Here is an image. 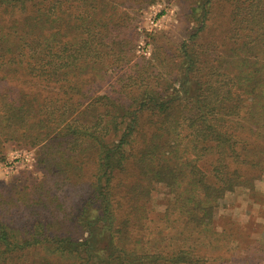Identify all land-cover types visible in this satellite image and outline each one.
I'll return each instance as SVG.
<instances>
[{
  "label": "trees",
  "instance_id": "trees-1",
  "mask_svg": "<svg viewBox=\"0 0 264 264\" xmlns=\"http://www.w3.org/2000/svg\"><path fill=\"white\" fill-rule=\"evenodd\" d=\"M214 1L204 0L195 8L201 9V16H210ZM227 1L231 23L240 30L235 32L237 39H228L224 45L223 57L232 60H217L218 65L195 83L185 73L183 83L170 98L167 89L159 93L149 83L143 90L137 83L134 89L127 86L134 94L132 114H128V123L123 122L120 139L114 144L103 141L98 132L102 124L99 129L105 136L115 133L111 121L118 105L114 101L94 102L105 106L94 122H89L86 114L61 120L68 113L63 103L56 124L50 127L30 102L16 96L11 99L0 90V146L9 140L39 145L36 155L44 176L68 181L84 176V160L77 156L85 157L90 151L94 154L87 157L93 173L86 172L88 188L78 210L74 208L68 217L69 230L38 225L25 236L30 238L28 242L23 241L24 235L0 223V264L7 259L9 264H199L202 259L197 249L200 244H210L217 234L216 210L225 191L249 181L245 175H237L238 168L255 170L251 180L264 176V155L247 158L261 151L252 143L264 140V0ZM61 4L62 0H0V7L6 10L17 5L31 8L30 18L21 25L14 19L15 24L9 26L19 24L23 36L21 33L13 40L9 31L0 36V66L22 65L45 82L50 81L53 70L68 69L88 39L80 45L64 41L55 47L59 41L56 33H36L37 25H50V14ZM224 63L239 72L228 73ZM244 101L248 102L243 108ZM191 103L198 109L193 115L172 114ZM106 114L111 115L109 120H105ZM245 124L254 127L251 134ZM35 125L57 133L19 132V128ZM252 147L255 150L251 151ZM189 150L195 157H184ZM207 153L214 156L212 177L196 166ZM116 171L123 174L121 181L114 178ZM155 184H163L169 198L166 195L165 209L156 214L163 226L155 227V235L147 239L152 235L150 203ZM37 201L45 204L40 194L31 200L34 204ZM3 202L0 200L2 209ZM39 241L48 246H34ZM34 253L39 261H31Z\"/></svg>",
  "mask_w": 264,
  "mask_h": 264
},
{
  "label": "rangeland",
  "instance_id": "rangeland-1",
  "mask_svg": "<svg viewBox=\"0 0 264 264\" xmlns=\"http://www.w3.org/2000/svg\"><path fill=\"white\" fill-rule=\"evenodd\" d=\"M203 2L204 0H62L57 8L58 14L56 15L57 10L53 14L55 9L50 14V25H37L36 33L47 36L56 33L59 41L55 47H60L64 41L80 45L84 39H88V44L81 45V54L67 66V70H53L48 82L42 81L37 73L27 71L22 65H1L0 90L9 93L11 99L16 96L30 102L31 107L38 111V115L50 127L56 124L55 118L58 114L60 116L59 110L63 103H66L68 113L61 120L86 114L88 121L94 122L99 113L105 112L104 104L101 107L99 104L114 101L118 105V109H112L111 122L116 126L115 133L110 134L111 137L105 136V131L99 129L102 124L99 125L98 132L103 141L108 144L116 143L120 139L123 122L128 123V114H132L130 103L133 105L131 97L134 94L127 86L134 89L133 85L137 83L142 85L143 90L149 83L156 92L164 93L167 89L166 95L170 98V93L183 83L185 73L187 77L190 75L191 83H195L197 78L218 65L217 60H232L231 57H223L226 54L224 45L228 39H237L238 34L235 32L240 30L236 24L231 23L228 1L215 0L210 16H201V9L195 8L196 3ZM30 13L31 8L21 5L13 10L0 7V36L8 31L14 37L13 40L20 38L21 33L23 36L24 31L18 25L30 18ZM14 19L19 24L9 28L15 24ZM5 53L7 57L11 56L9 52ZM223 69H227L228 73L239 72L225 63ZM95 101L99 104L95 105ZM248 101H244L243 108ZM192 103L174 109L172 114L193 115L198 109ZM110 109L111 107L108 110ZM110 116L106 114L105 120H109ZM238 125L235 122L234 127ZM244 128L248 134L254 129L249 124H245ZM6 130L11 129L6 127ZM25 131L40 133L53 130L47 127L42 129L37 125L19 128V132ZM182 132L186 134L185 128H182ZM22 143L9 140L0 146V200L4 201L5 206L0 208V223L24 235L23 241L31 242L25 236L38 225L44 224L45 228L59 226L65 231L69 230L68 217L74 208L78 210L79 202L84 199L88 188L87 173H93L87 157L94 154L90 151L85 157L77 156L84 160V176L68 181L53 175L44 176L36 155L39 145ZM252 144L261 151L252 153L247 158H261L264 155V140ZM123 147L126 148L125 145ZM251 149L255 150L253 147ZM184 157L193 158L195 155L190 151ZM213 159V154L207 153L196 161V166L212 177ZM123 167L121 164V168ZM240 173L249 181L225 191L216 210L217 234L210 244H200L197 249L196 254L202 259L199 264H264V176L251 180L255 177V170L248 172L245 167L238 168L237 175ZM114 178L121 181L123 174L116 171ZM13 185L16 187L13 188ZM166 191L163 184L154 185L150 203L152 221L149 223L152 235L147 236V239L153 238L155 227L163 226L156 214L165 209L166 195L169 198ZM39 194L45 204H40V201L35 204L31 202L32 198H39ZM89 210L95 212L93 209ZM40 244L44 243L39 241L34 246ZM46 245L42 247H47ZM31 261H39V257L34 253ZM9 263L10 259L4 262ZM168 263L169 261H161L160 264Z\"/></svg>",
  "mask_w": 264,
  "mask_h": 264
}]
</instances>
